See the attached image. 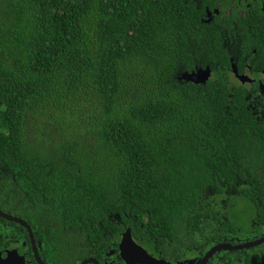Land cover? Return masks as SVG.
I'll list each match as a JSON object with an SVG mask.
<instances>
[{
  "label": "trees",
  "instance_id": "16d2710c",
  "mask_svg": "<svg viewBox=\"0 0 264 264\" xmlns=\"http://www.w3.org/2000/svg\"><path fill=\"white\" fill-rule=\"evenodd\" d=\"M169 4L0 0V179L11 170L25 202L41 208L46 193V202H83L88 217L105 204L145 244L200 225L199 188L227 180L249 138L234 124L237 101L214 93L225 87L178 79L193 68L187 38L199 10ZM206 28L203 53L225 66Z\"/></svg>",
  "mask_w": 264,
  "mask_h": 264
},
{
  "label": "flooded vegetation",
  "instance_id": "af4514ba",
  "mask_svg": "<svg viewBox=\"0 0 264 264\" xmlns=\"http://www.w3.org/2000/svg\"><path fill=\"white\" fill-rule=\"evenodd\" d=\"M188 3L199 14L198 22L195 19L189 28L195 35L187 38L193 68L180 75L209 68L208 82L196 86L201 90L212 82L225 87L214 93H223L231 104L237 101L239 121L234 124H238V135L249 138L236 148L238 163L233 164L228 179L210 178L215 182L199 188L195 215L200 225H177L172 235L163 240L152 236L145 244L144 235L133 234L122 214L112 213L105 204H90V212H99L101 217H88L83 202L70 206L52 198L46 202V193L37 203L41 208L25 202L21 181L5 169L0 183L8 194L0 188V212L29 227L0 216V253L5 262L10 261L9 253H16L19 264H142L129 263L122 256L123 236L129 230L136 246L155 260L151 264H198L218 246L227 249L215 252L207 264H264V139L260 141L256 134L264 129V0H170L169 10L178 6L183 12ZM202 25L220 42L227 57L225 66H220L217 57L209 61L203 53L202 44L209 46L210 40L203 36ZM202 170L212 176L209 165ZM255 174L257 181L252 185Z\"/></svg>",
  "mask_w": 264,
  "mask_h": 264
},
{
  "label": "water",
  "instance_id": "95a60500",
  "mask_svg": "<svg viewBox=\"0 0 264 264\" xmlns=\"http://www.w3.org/2000/svg\"><path fill=\"white\" fill-rule=\"evenodd\" d=\"M209 78H210V69L207 68L206 70L202 69V70H199L198 72L181 74L178 79L179 80L183 79V80L190 82L192 84H195V85H198V84L204 85L208 82ZM0 216L4 217V218H9L8 216L3 214L2 212H0ZM9 220L18 222L21 225L26 226L29 229V227L26 225V223L22 222L19 219L9 218ZM257 244H259V243H254L252 245H257ZM222 249H227V247L226 246H218V247L212 248L204 256V258L198 262V264H207L208 261L215 254V252L220 251ZM121 252H122V256H123L124 260L128 261L129 263L134 262L136 260H137L136 261L137 263H142V264H151V263L155 262L154 259H152L151 257H149L147 255L145 250H143L141 247L136 246V244L134 243V241L131 237L129 230H127L124 233L122 244H121ZM9 257H10V261L5 262V260L3 258V254L0 253V264H19L20 263L19 257L16 253L14 255H12V253H9Z\"/></svg>",
  "mask_w": 264,
  "mask_h": 264
},
{
  "label": "rangeland",
  "instance_id": "374dc122",
  "mask_svg": "<svg viewBox=\"0 0 264 264\" xmlns=\"http://www.w3.org/2000/svg\"><path fill=\"white\" fill-rule=\"evenodd\" d=\"M209 251H210V250H209ZM209 251H208V252H209Z\"/></svg>",
  "mask_w": 264,
  "mask_h": 264
}]
</instances>
